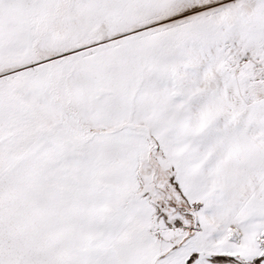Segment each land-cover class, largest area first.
<instances>
[{
  "label": "snow or ice",
  "instance_id": "6c2138e0",
  "mask_svg": "<svg viewBox=\"0 0 264 264\" xmlns=\"http://www.w3.org/2000/svg\"><path fill=\"white\" fill-rule=\"evenodd\" d=\"M0 264H264V0H0Z\"/></svg>",
  "mask_w": 264,
  "mask_h": 264
}]
</instances>
